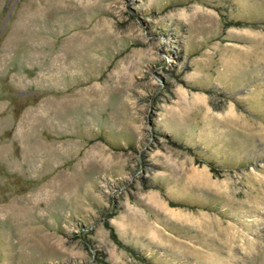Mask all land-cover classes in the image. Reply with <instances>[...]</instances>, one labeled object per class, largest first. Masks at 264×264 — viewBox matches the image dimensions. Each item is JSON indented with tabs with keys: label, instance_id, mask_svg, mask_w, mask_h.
Returning <instances> with one entry per match:
<instances>
[{
	"label": "rangeland",
	"instance_id": "obj_1",
	"mask_svg": "<svg viewBox=\"0 0 264 264\" xmlns=\"http://www.w3.org/2000/svg\"><path fill=\"white\" fill-rule=\"evenodd\" d=\"M0 264H264V0H0Z\"/></svg>",
	"mask_w": 264,
	"mask_h": 264
}]
</instances>
